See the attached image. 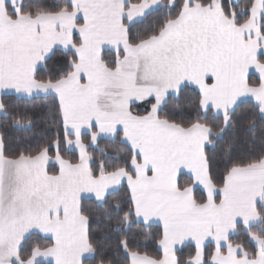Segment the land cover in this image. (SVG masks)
Returning a JSON list of instances; mask_svg holds the SVG:
<instances>
[{
	"label": "snow or ice",
	"instance_id": "1",
	"mask_svg": "<svg viewBox=\"0 0 264 264\" xmlns=\"http://www.w3.org/2000/svg\"><path fill=\"white\" fill-rule=\"evenodd\" d=\"M185 89L190 111L176 119L165 109ZM0 91L51 96L56 113L34 153L7 154L0 134V264H85L98 244L82 199L102 206L124 182L112 230L162 229L160 258L120 239L129 264H264V146L229 156L220 182L207 151L249 98L246 132L259 122L264 145V0H0ZM9 107L10 127H31ZM102 138L126 152L94 167ZM37 233L50 243L28 246Z\"/></svg>",
	"mask_w": 264,
	"mask_h": 264
},
{
	"label": "trees",
	"instance_id": "2",
	"mask_svg": "<svg viewBox=\"0 0 264 264\" xmlns=\"http://www.w3.org/2000/svg\"><path fill=\"white\" fill-rule=\"evenodd\" d=\"M135 2V0H134ZM227 3V0H225ZM240 4L246 3V0H239ZM161 3H166V0H161ZM164 11H167L165 9ZM162 15L156 13L153 17H149V21L153 20L155 16ZM148 23V21H145ZM105 56L114 57V52L105 51ZM250 82L258 81L254 76L249 77ZM191 94V89H185L180 94V99L172 98L169 100L165 112H175L178 115L176 119H180L188 111L190 106L186 101V97ZM0 102L9 105V112H19L27 115L32 120L31 127L23 129L13 128L9 125L12 123L11 117L5 119L3 115L0 116V134H3L5 151L9 155L34 153L37 146L42 143H47L54 137L56 132L55 122V101L51 96L33 97L29 99L16 98L12 95L2 96ZM179 105V106H178ZM251 102L241 104L237 109V115L241 118L234 128H229L223 136L216 139L214 146H208V153L214 157L213 175L217 182H220L224 161L229 157L247 158L250 155H255L259 149L264 146L260 141L261 128L257 122V129L255 132H246L249 121L244 117L252 112ZM144 105H139L133 108V111L144 112ZM255 138V144H252V139ZM251 149V151H249ZM126 152L124 145L119 143V139L99 141L98 147H90L89 153L94 158L93 166L99 164L101 159L105 160L106 164H111L118 156H123ZM54 154L50 153V155ZM66 158H71L66 154ZM55 166H50L52 171ZM186 179V178H185ZM183 182V181H182ZM128 198L127 186L123 185L116 192L111 193L107 197V201L101 204L94 200H82V207L90 218V235L93 242L98 244V251L95 256L85 262V264H129L127 253L119 247L120 239H128L129 246L134 251H139L141 254H147L152 258L162 257L157 240L161 235V228L158 226H145L138 222H133L130 228L122 231H113L116 227V220L113 219L111 223L106 219V214L111 212L117 204L124 206L127 210V204L124 202ZM113 217H116L115 212H111ZM122 216V213H120ZM135 220V218H134ZM242 239L240 236L233 237L234 242H239ZM50 240L45 239L39 235H34L28 241V246L39 244L40 246H47ZM213 250V246L209 245L206 251ZM193 249L184 247L178 252V256L186 260L188 254Z\"/></svg>",
	"mask_w": 264,
	"mask_h": 264
},
{
	"label": "crops",
	"instance_id": "3",
	"mask_svg": "<svg viewBox=\"0 0 264 264\" xmlns=\"http://www.w3.org/2000/svg\"><path fill=\"white\" fill-rule=\"evenodd\" d=\"M107 51V50H106ZM250 76H254L255 78H257L258 79V74L257 73H255V71L254 70H250V72H249V77ZM5 95H12V96H15L16 98H25V99H29V98H33V97H44V95L43 94H40V95H35V96H33V97H19V96H17L14 92H4V91H0V99H1V97L2 96H5ZM246 102H251V103H255V101H253V100H251L250 98L246 101ZM245 102V103H246ZM140 105H143V104H140ZM0 116H1V114H0ZM103 140H112V139H110V138H102ZM93 147H95V146H93ZM50 166H52V164H50L49 165V167ZM54 166V165H53ZM123 185H126L127 186V184H126V182H124V184ZM120 188V187H119ZM118 188V189H119ZM117 189V190H118ZM116 190V191H117ZM116 191H113V192H111V193H114V192H116ZM110 193V194H111ZM82 200H94L95 201V198L94 197H89V196H87V195H85V197L82 199ZM138 223H141V224H143L142 222H138ZM144 225V224H143ZM150 226H158L159 227V225L157 224V223H153V224H151ZM162 230V229H161ZM36 235H39V236H41V237H43V238H45V239H48L49 240V238H46V237H44V235L43 234H39V233H37ZM211 246H213V245H211ZM214 247V246H213ZM182 248H184V247H182ZM181 248V249H182ZM180 249V250H181ZM159 251H160V253H161V255H162V251L159 249Z\"/></svg>",
	"mask_w": 264,
	"mask_h": 264
}]
</instances>
